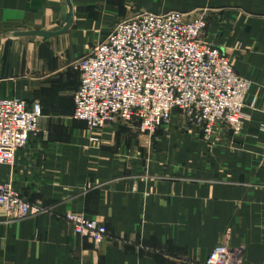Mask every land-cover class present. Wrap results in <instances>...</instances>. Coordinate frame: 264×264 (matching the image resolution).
<instances>
[{"label": "crops", "instance_id": "obj_1", "mask_svg": "<svg viewBox=\"0 0 264 264\" xmlns=\"http://www.w3.org/2000/svg\"><path fill=\"white\" fill-rule=\"evenodd\" d=\"M142 12L204 16L207 40L249 79L240 133L211 140L176 117L154 136L111 124L99 142L72 117L76 65ZM0 98L40 104V132L0 169L39 212L0 209V264H203L218 244L264 264V0H0ZM77 212L107 228L78 236Z\"/></svg>", "mask_w": 264, "mask_h": 264}, {"label": "built area", "instance_id": "obj_2", "mask_svg": "<svg viewBox=\"0 0 264 264\" xmlns=\"http://www.w3.org/2000/svg\"><path fill=\"white\" fill-rule=\"evenodd\" d=\"M207 20L180 12H142L115 25L110 34L79 60L80 85L73 119L85 122L91 142L110 124L125 123L141 134L181 113L211 140L219 125L240 133L247 119L252 82L235 71L229 56L206 38ZM40 104L0 98V169L13 166L17 153L40 132ZM0 209L9 220L39 212L12 182L0 183ZM66 219L74 232L101 244L107 228L77 212ZM241 250L218 244L203 264H240Z\"/></svg>", "mask_w": 264, "mask_h": 264}, {"label": "rangeland", "instance_id": "obj_3", "mask_svg": "<svg viewBox=\"0 0 264 264\" xmlns=\"http://www.w3.org/2000/svg\"><path fill=\"white\" fill-rule=\"evenodd\" d=\"M207 28H208V26H207ZM206 32H207V30H206ZM102 42H103V41H102ZM213 45H214V44H213ZM220 49H221V48H220ZM221 50H223V49H221ZM224 52H225V51H224ZM225 53H226V52H225ZM229 58H230V57H229ZM79 85H80V84H79ZM75 92H76V91H75ZM178 116L181 117V118H183L184 121H185V123H186L187 125L194 126V125L188 123L187 120H186V118H184V116H183L181 113H177V114H175L174 117H173V119H172L170 122H172V121H173L176 117H178ZM42 117H43V116H42ZM72 117H73V115H72ZM75 121H76V120H75ZM79 122H81V121H79ZM170 122H168V123H170ZM84 123H85V122H84ZM168 123H167V124H168ZM85 124H86V123H85ZM116 124H121V123H116ZM122 124H124V123H122ZM86 125H87V124H86ZM110 125H111V124H110ZM127 125H130V124H127ZM164 125H165V124H164ZM108 126H109V125H108ZM108 126H107V127H108ZM219 126H221V125H219ZM219 126H217V127H219ZM160 127H161V126H160ZM160 127H159V128H160ZM196 127H197V126H196ZM222 127H224V125H222ZM159 128H158V129H159ZM226 128H227V127H226ZM158 129H157V130H158ZM105 130H106V129H105ZM105 130H104V131H105ZM136 130H137V129H136ZM229 130H230V129H229ZM87 131H88V129H87ZM104 131H103V132H104ZM231 131L234 132L233 130H231ZM103 132H102V133H103ZM137 132H139V131L137 130ZM156 132H157V131H156ZM156 132H155L152 136H154V135L156 134ZM202 132H203V131H202ZM102 133H101V135H100L101 138H102ZM139 133H140V132H139ZM140 134H141V133H140ZM203 135H204V133H203ZM150 137H151V136H150ZM101 138H100V139H101ZM204 138H205V136H204ZM19 194H20V193H19ZM20 195H21V194H20ZM21 196H22V195H21ZM22 197H23V196H22ZM23 198H24V197H23ZM24 199H25V198H24ZM1 210H2V209H1ZM3 212H4V211H3ZM4 213H5V212H4ZM5 214H6V213H5ZM6 216H7V215H6ZM87 217H88V216H87ZM100 223H101V222H100ZM78 236H79V235H78ZM83 238H85V237H83ZM105 238H106V237H105ZM88 239H89V238H88Z\"/></svg>", "mask_w": 264, "mask_h": 264}]
</instances>
